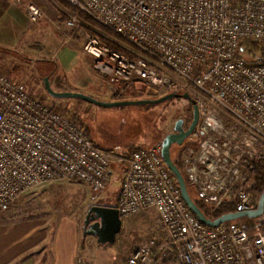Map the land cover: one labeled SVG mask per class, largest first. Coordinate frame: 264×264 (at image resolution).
<instances>
[{
    "label": "built area",
    "instance_id": "built-area-1",
    "mask_svg": "<svg viewBox=\"0 0 264 264\" xmlns=\"http://www.w3.org/2000/svg\"><path fill=\"white\" fill-rule=\"evenodd\" d=\"M65 1L67 25L76 26L93 68L120 94L142 82L160 96L188 93L198 106L199 123L179 153L197 200L213 210L234 208L224 214L256 210L264 193V63L249 66L241 49L264 41V0ZM25 6L32 22L43 18L40 6ZM60 101L30 94L0 69V214L47 183L79 182L94 191L111 183L115 155L96 146ZM115 207L122 219L152 209L163 229L139 242L126 264H166L170 255L171 264H264V204L248 221L203 223L183 199L162 141L132 153Z\"/></svg>",
    "mask_w": 264,
    "mask_h": 264
},
{
    "label": "rangeland",
    "instance_id": "rangeland-1",
    "mask_svg": "<svg viewBox=\"0 0 264 264\" xmlns=\"http://www.w3.org/2000/svg\"><path fill=\"white\" fill-rule=\"evenodd\" d=\"M55 1L62 7L58 8V18L53 22L43 16V34H40L38 21L22 38L24 47L10 52L7 49L0 51V69L24 83L30 94L42 98L51 96L46 90L45 79H48L54 91L81 92L99 101L162 97L142 82H132L120 94V89L108 77L93 68V60L85 53L84 38L76 26L63 24L69 21V8L59 0ZM23 3L26 5L29 2L24 0ZM260 45L264 48V41ZM60 100L59 103L68 106L85 126L94 144L115 155L111 166L112 181L102 191H94L79 182L47 183L24 194L8 212L1 213L0 223L31 229L34 239L40 238L41 228L52 240L57 235L65 234L63 229L70 224L78 228L85 251L94 256L96 264H126L128 255L139 242L159 235L162 226L157 213L150 209L122 219L116 241L103 245L96 236L84 231L87 212L94 205L116 206L130 158L129 150L133 147H150L163 141L166 135L174 132L178 119L190 122L193 113L191 102L177 97L156 105L104 107L80 99ZM193 144L197 145L198 142ZM180 147L173 145L171 149L174 161L179 157ZM189 194L193 200H197L194 190L189 189ZM240 221L248 219L243 217ZM31 253L39 256L40 245Z\"/></svg>",
    "mask_w": 264,
    "mask_h": 264
},
{
    "label": "crops",
    "instance_id": "crops-1",
    "mask_svg": "<svg viewBox=\"0 0 264 264\" xmlns=\"http://www.w3.org/2000/svg\"><path fill=\"white\" fill-rule=\"evenodd\" d=\"M25 1L38 3L45 13L44 17L53 22L58 18V8L62 9L55 0ZM42 19L40 34L44 33ZM34 23L36 22H32L27 16L24 3L0 0V51L7 49L10 52L24 47L22 38L34 28ZM63 230L65 234L57 235L52 240L51 236L46 235L45 230L40 228V238L34 239L31 229L17 224L0 223V264H96L94 256L85 251L78 228L66 224ZM162 234L163 232L159 233ZM39 245L40 255L33 256L32 250ZM172 262L171 255L165 259L166 264Z\"/></svg>",
    "mask_w": 264,
    "mask_h": 264
},
{
    "label": "water",
    "instance_id": "water-1",
    "mask_svg": "<svg viewBox=\"0 0 264 264\" xmlns=\"http://www.w3.org/2000/svg\"><path fill=\"white\" fill-rule=\"evenodd\" d=\"M45 87L47 92L55 98L58 99H80L86 102H91L104 107H122L127 105H156L167 100H171L177 97L191 98L190 94H178L172 92L170 94L164 95L156 99H139V100H117V101H99L90 95L81 92H71L54 91L48 79H45ZM200 120V114L198 106L193 103V119L187 129L184 128V119H178L175 124L174 132L166 135L162 141V156L173 172L177 181L180 185L182 196L188 207L198 216V218L205 224L211 227L220 225L226 221H232L242 217H256L261 214L264 204V193L262 194L258 208L254 211L249 212H238V213H228L212 220L204 214V212L199 208L196 202L191 198L186 180L180 168L172 159L171 149L173 145L182 146L186 139L190 137L192 132L195 130ZM85 233L94 235L97 241L103 245L113 244L116 241L117 235L120 233L122 228V218L120 217L119 211L116 207L110 206H92L85 217L84 221ZM89 227V228H88Z\"/></svg>",
    "mask_w": 264,
    "mask_h": 264
},
{
    "label": "trees",
    "instance_id": "trees-1",
    "mask_svg": "<svg viewBox=\"0 0 264 264\" xmlns=\"http://www.w3.org/2000/svg\"><path fill=\"white\" fill-rule=\"evenodd\" d=\"M63 5H65L66 7H68L70 9V6L68 5V3L65 1V0H59ZM82 19H84L85 21L87 22H90L93 24V21L87 17L86 14H83L81 15ZM103 31H106V33L109 35V36H112V37H117L115 33L111 32V31H107V30H103ZM93 33H96L95 31H92ZM102 38V41L103 43H106L108 44L109 46H111L113 49L115 50H118V51H121V52H125L129 55H131L124 47L118 45V44H115V43H112L110 42L109 40H107L106 38L104 37H101ZM261 42H257V41H245L244 45L242 46V54H243V58L245 60V62L249 65V66H255V65H258V64H261V63H264V48L261 47ZM201 69V65L199 63L195 64L194 66V75H197L199 73ZM190 108L192 109L193 111V105L191 104ZM193 119V113H192V117L190 118V122L192 121ZM189 122V123H190ZM138 148L140 147H133L129 150L128 152V155L131 157L132 153L137 150ZM177 166L180 168V170L182 171L183 167H182V164H181V159H180V156L178 157V159L174 161ZM264 173V171H262ZM189 189H192L189 185H188V191ZM258 189L260 191H263L264 190V175L262 177H260V182H259V185H258ZM196 202V204L199 206V208L204 212V214L207 216V217H215V218H218L220 216H222L224 213H227V212H232L234 210V208L232 206H226V207H222V208H218L216 210H213L211 208H208L206 207L202 202L198 201V200H194ZM162 228V227H161ZM160 232H163V229L160 231ZM159 232V233H160Z\"/></svg>",
    "mask_w": 264,
    "mask_h": 264
},
{
    "label": "flooded vegetation",
    "instance_id": "flooded-vegetation-1",
    "mask_svg": "<svg viewBox=\"0 0 264 264\" xmlns=\"http://www.w3.org/2000/svg\"><path fill=\"white\" fill-rule=\"evenodd\" d=\"M178 94H179V93H178ZM185 99H189V98H185ZM189 100H190L189 102H191L190 104L193 105V101H192V99L190 98ZM191 122H192V121H191ZM191 122H190V123H191ZM190 123H189V122H186V121L184 120V128L187 129V128L189 127ZM88 228H89V227H88ZM84 230H86V229H85V226H84Z\"/></svg>",
    "mask_w": 264,
    "mask_h": 264
}]
</instances>
